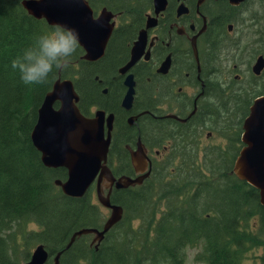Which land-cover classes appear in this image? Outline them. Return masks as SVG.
<instances>
[{
  "label": "trees",
  "instance_id": "16d2710c",
  "mask_svg": "<svg viewBox=\"0 0 264 264\" xmlns=\"http://www.w3.org/2000/svg\"><path fill=\"white\" fill-rule=\"evenodd\" d=\"M23 1L0 0V264L29 261L31 248L40 244L49 252L48 264L60 252V264H185L186 249L201 244L200 262L246 264L250 254L264 250L259 191L233 174L243 147V123L254 99L264 94V88L252 86L235 100L233 115L213 123L227 142L225 148H206L201 164L190 153L183 154L177 165L173 163L177 158H170L140 189L115 192L112 203L123 207V219L98 248L89 236H82L67 249L75 232L101 229L105 218L91 190L77 199L56 185L67 179V170L43 164L31 133L45 96L60 77L76 84L82 109L89 110L98 104L96 78L111 79L124 57H114L113 48L106 59L93 64L84 60L80 46L48 84L24 85L11 61L50 25L29 14ZM88 1L95 14L107 9L117 15L111 46L113 41L125 43L126 28L133 34L141 27L153 0ZM256 2L262 12L258 26L263 39L264 0Z\"/></svg>",
  "mask_w": 264,
  "mask_h": 264
},
{
  "label": "flooded vegetation",
  "instance_id": "af4514ba",
  "mask_svg": "<svg viewBox=\"0 0 264 264\" xmlns=\"http://www.w3.org/2000/svg\"><path fill=\"white\" fill-rule=\"evenodd\" d=\"M256 4V0L240 4L232 0H166L165 9L157 14L153 0L141 27L133 34L126 28L125 43L113 41L110 46L118 28L115 15L105 54L91 63L99 64L115 48L114 57H124L123 66L107 81L96 78L97 105L82 109L79 94L77 105L87 119L99 111H104L106 118L113 116L107 167L115 179L150 175L141 185L125 189H117L105 178L98 184V177L91 189L93 200L99 202L97 188L103 195L112 192L111 203L117 191L140 189L170 158H177L173 161L177 165L183 154L190 153L203 163L205 150L216 134L213 123L224 120L225 114L233 115L235 100L248 86L264 88V69L259 75L254 71L259 58H264ZM141 36L140 59L122 74ZM130 75L135 95L128 107L124 103ZM221 139L215 146L225 148L227 142ZM140 150L144 155L138 162L134 155ZM171 172L175 176L176 170ZM95 204L106 222L111 209ZM85 236L93 245L95 234Z\"/></svg>",
  "mask_w": 264,
  "mask_h": 264
},
{
  "label": "water",
  "instance_id": "95a60500",
  "mask_svg": "<svg viewBox=\"0 0 264 264\" xmlns=\"http://www.w3.org/2000/svg\"><path fill=\"white\" fill-rule=\"evenodd\" d=\"M232 1L237 4L243 2ZM23 6L33 17L46 20L50 26L63 24L74 28L79 33L85 60L96 62L103 58L116 25L112 11L104 9L96 17L88 0H25ZM155 6L158 14L165 9L166 0H155ZM142 44L141 36L135 42L132 60L123 68L122 74L129 71L140 59L139 50ZM263 69L264 58L261 57L254 71L259 75ZM127 85L129 90L124 105L131 107L135 95L132 75L128 77ZM79 100L74 83L70 79H59L54 83L52 91L45 96L39 108L37 124L31 133L43 164L48 168H65L68 171L67 180H57L56 185L61 187L66 196L77 199L87 194L98 177V184L105 178L115 184L117 189L141 185L150 173L138 178L128 176L115 179L107 167L113 116L106 118L105 112L99 111L95 117L87 119L77 106ZM56 103H60L59 109L55 108ZM250 112L243 124L241 137L244 146L235 160L233 174L259 191L261 205L264 207V96L256 99ZM106 120L108 132L105 131ZM138 154L135 153L134 157L140 162L144 153L140 150ZM97 192L100 204L111 209L109 219L102 230L81 228L75 232L67 249L72 247L77 238L94 234L93 242L98 243V248L106 234L123 219V207L111 204L112 192L103 195L99 188ZM48 255L45 246L39 245L33 251L30 261L24 264H47L50 257ZM61 255L62 252L56 255L54 264H60Z\"/></svg>",
  "mask_w": 264,
  "mask_h": 264
},
{
  "label": "clouds",
  "instance_id": "9594fccd",
  "mask_svg": "<svg viewBox=\"0 0 264 264\" xmlns=\"http://www.w3.org/2000/svg\"><path fill=\"white\" fill-rule=\"evenodd\" d=\"M79 33L72 27L54 24L36 34L32 43L11 61L12 69L26 86L46 85L77 54Z\"/></svg>",
  "mask_w": 264,
  "mask_h": 264
},
{
  "label": "rangeland",
  "instance_id": "374dc122",
  "mask_svg": "<svg viewBox=\"0 0 264 264\" xmlns=\"http://www.w3.org/2000/svg\"><path fill=\"white\" fill-rule=\"evenodd\" d=\"M255 9H256V12L258 15H262L261 14L262 13L261 8L258 4L256 5ZM212 139L213 140L210 143L211 147L215 146L217 143H219L222 140L221 138H219L217 132L215 134V137ZM94 202L99 204V202L97 201V198H96V200H94ZM109 215H110V213L107 214L108 217H109ZM36 247H37L36 245L33 246L31 248V251L33 252ZM186 250L187 251H186L185 264H206V263H203V262H200L197 260V255L203 250L202 244L197 246V247L187 248ZM253 256H255L254 259L252 258ZM263 256H264V250L255 251L254 254H250L251 258L246 262V264H264ZM20 263L24 264L25 261L21 259Z\"/></svg>",
  "mask_w": 264,
  "mask_h": 264
},
{
  "label": "bare ground",
  "instance_id": "6f19581e",
  "mask_svg": "<svg viewBox=\"0 0 264 264\" xmlns=\"http://www.w3.org/2000/svg\"><path fill=\"white\" fill-rule=\"evenodd\" d=\"M25 1V0H24ZM22 4H23V2H22Z\"/></svg>",
  "mask_w": 264,
  "mask_h": 264
}]
</instances>
